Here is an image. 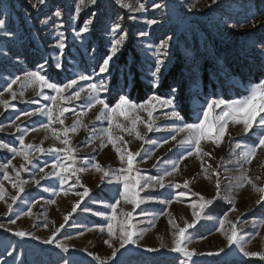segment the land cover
Masks as SVG:
<instances>
[{
    "label": "rangeland",
    "instance_id": "rangeland-1",
    "mask_svg": "<svg viewBox=\"0 0 264 264\" xmlns=\"http://www.w3.org/2000/svg\"><path fill=\"white\" fill-rule=\"evenodd\" d=\"M31 2L34 3L35 0H31ZM126 2L135 5L138 0H126ZM139 2L148 6L153 3V0H139ZM168 2L175 4L177 0H168ZM179 2L186 6H193L191 12H187L186 9L183 11L177 9L186 24L166 22L163 25L153 26L155 30L148 29L149 36L142 38L138 32L146 26L142 19L132 20L129 19L130 16L134 15L141 18L158 16L165 21H168V17L161 16L159 10L132 13L115 5V0H98L100 8L97 19L99 22L94 23L93 31L85 34L83 42H81L80 39H73L74 33L67 22L68 11L72 7L73 0H49V7L44 10V13H38L32 9L29 0H0V12L7 11L11 20V27L16 32L15 40H6L0 37V47H5L10 53L9 58H0V68L6 69V73L22 75L24 72L36 70L38 64L43 63L46 58L48 64L45 71L54 82L62 83L80 72L91 73L96 80L108 77L111 91L106 95L109 104H112V99L116 100L118 93H126L132 101L136 102L130 93L133 87V77L130 72L122 69L121 73H118L119 59L131 37L136 53L139 55L138 73L141 81L151 88L150 95L155 94L163 98L174 95L185 121L191 122L195 111L209 98H223L229 101L239 99L247 95L251 85L264 81V61L258 57L252 47L253 42L264 39V32L259 27L252 28L250 24L243 28H230L223 22L226 17L240 21L250 10L264 13V0H225V7L223 8H218L216 5L209 7L211 0H179ZM56 7H60L64 11L66 21L64 28L60 29L64 32L68 45L64 50V56L61 58L64 64L63 70L55 67L56 61L51 55L58 50L49 46L53 43L51 31L53 21H49L48 24L40 22L45 15H50ZM90 11V7H85L73 27H78L87 18ZM262 22H264V15L258 18L257 24ZM113 23H119L121 29L118 33L109 34L108 28ZM123 32L127 33V37L123 47L114 57L109 69L110 75L109 73L97 75L102 58L109 51L110 42L120 38ZM166 33L174 34L175 39L169 49V55L165 58V66L162 68L159 78V87H153L151 71L156 62V56L148 47V42L155 46ZM17 56L20 58L19 63H13L11 57ZM133 60L132 58L129 61L130 66H135ZM164 82L170 88L177 89V92L173 93L171 89L168 90L169 95H161L159 89ZM80 83L86 84L88 82L81 81ZM2 87L3 81L0 80V88ZM13 90L19 92V85H15ZM45 93L51 94L48 89H45ZM67 94L66 92L65 95ZM85 96L86 94H82L80 101H73L78 109L83 106ZM2 98L9 101L14 107H10L6 111L0 105V127H3V131L0 132V141L18 148V137L21 133L16 131V126L31 129L34 123L39 125L41 122H46L44 117L37 115L30 118L23 113L35 110L50 102L44 100L38 91L32 89H28L23 97L17 96L15 100H12L11 95L6 92L2 94ZM34 101H38V103ZM184 107L185 110H183ZM99 111L100 107L97 106L86 116L79 117L83 120V126L74 133L70 132L68 139L70 147L94 152L96 156L94 164L99 163L105 170L111 172L125 166L121 164L117 152V149L122 146L127 147L132 152H140V156L136 158L135 167L140 170L142 175L151 176H160L166 168L171 169L173 162L187 150L186 147L179 145L184 134L176 135L175 140H169L168 143L161 146L162 141L174 134L172 126L179 123L162 115L165 110L154 112V130L152 132H148L143 123L137 125V130L144 137L143 140L136 138L135 131H132L133 125L130 119L120 118L118 122L123 125L124 130L113 127L112 135L116 141L115 147L105 134V129L110 126L109 122L95 119ZM16 116L20 118L13 123ZM139 116L141 121L148 119L145 112H140ZM65 117L64 126L54 124L51 125V128L57 130L61 127L70 128L78 119L72 112L65 113ZM157 126L165 128V130L156 131ZM241 129V125L229 124V134L224 137L219 146L210 141L202 142L204 153H210V155L189 156L187 159L181 160L179 172L167 177L165 184H183L187 180L192 193H199L205 198L211 199L216 195L215 184L218 178L221 195L229 192L237 182L236 177L241 174L238 170L239 165L236 164L241 149L236 148V144L250 145L256 139L251 133L243 134ZM91 136L98 138L89 143ZM120 137H123V141L120 140ZM146 141L150 142L146 143ZM124 142H127L126 145ZM25 143H32L45 148L64 147L59 140L53 139L51 131H45L42 128L37 131H29ZM102 143L105 144L104 147L100 146ZM149 152L154 154L145 162H141V158L148 155ZM38 157V153L33 156V164L45 166V162H48L46 172L53 171L50 166L53 160L52 156ZM7 160H11V163L16 167L24 163L21 157L12 159L11 153L0 149V162H7ZM83 161L77 158L76 166L89 168L88 171L79 175L81 183L90 190V193L88 197L84 198L81 209L87 206L92 211L84 212L78 209L60 231L57 240H64L65 243L75 245L77 248H87L89 251L105 257L110 255L111 249L104 243L108 239L107 233H101L99 226L106 225L107 221L101 216L93 215V213L99 210L108 215L111 209L103 204L93 203V201L113 202L118 186L115 184L108 185L106 183L107 178L103 177L102 172L95 170L92 166L94 164L88 162L87 165H84ZM157 161H160L159 165L153 167ZM29 167L31 166L29 165ZM245 168L249 170L248 175L253 179L260 176L261 179L255 182L258 186H264V149L259 150L257 156L253 158L250 164L245 165ZM8 173L15 178L13 168L10 167ZM39 178L40 176L36 177V179ZM20 179L27 181L24 184V192L19 194L20 198L13 204V212L8 214L7 206L13 203L10 197L18 195V191L12 187L10 181L3 179V172H0V183L4 185L6 192L4 199L0 200V224H4L5 227L31 231L42 238L49 237L63 223L64 216L80 200V197L75 193L84 191L83 187L76 184L71 191L61 192L59 196H53L51 192H44L30 182L32 178L29 173H22ZM102 180L105 182L101 183ZM41 182L46 186L51 185L58 188L56 178ZM69 184H75V180L69 181ZM68 187L69 185L66 184L65 188ZM180 191H188V189H176L168 186L164 189L150 187L141 192V197L146 198L148 202L141 204V207L136 209V213H134L136 219L133 223L136 224L137 228L145 229L143 239L140 241L142 245L159 247L163 242L171 247L173 244V227L169 220H173L179 227H184L186 222L191 223L193 221L194 217L190 204L197 201L199 197L193 195L177 200L175 194ZM232 194L237 211H232L233 205L226 200L217 199L211 208L206 209V212L213 214L216 219L201 220L194 228L188 230L191 235V242L188 245L190 249L207 252L217 251L223 247L225 252H231V254L222 253L220 256L196 257L194 259L197 264H264V260H260L258 257H244L242 254L228 249L225 235L218 230V219L227 214L228 221L225 222L224 232L230 231L231 223L240 221L241 223H237L236 227L238 231L247 234L250 240L248 250L252 252L264 251V227H261V224L264 223V206L255 203L258 196L252 191L250 185L236 189ZM36 199H39L40 203H36L32 207V216H20L16 219V213L27 210L30 203H34ZM51 199H55L56 203H46ZM166 201H171V203H166ZM131 207V205L121 203L117 210L121 219L123 213L130 211ZM12 219H16L15 225L10 223ZM253 220L255 224L252 223ZM243 221H248V223H242ZM45 223L48 224L47 228L44 227ZM89 228L94 230L88 231ZM256 233L259 235H255ZM67 236H71L72 239H65ZM253 236L254 238H252ZM5 239L17 243V250L23 252V264H58L59 250L52 245H43L38 241L29 240L23 243L21 247L18 238L0 229V240ZM113 243L116 244L117 241L113 240ZM78 255L83 258L85 264H97L83 252L78 253ZM177 255L167 251L150 254L141 253L137 250L126 259L129 264H175ZM0 259L11 260V257H5L3 248H0Z\"/></svg>",
    "mask_w": 264,
    "mask_h": 264
},
{
    "label": "snow or ice",
    "instance_id": "snow-or-ice-1",
    "mask_svg": "<svg viewBox=\"0 0 264 264\" xmlns=\"http://www.w3.org/2000/svg\"><path fill=\"white\" fill-rule=\"evenodd\" d=\"M29 2L31 8L38 13H44V10L49 7V0H35L34 3L29 0ZM115 5H118L122 9H127L132 13H146L150 10H159L161 16L168 17V21H165L158 16L143 18L134 15L130 16L129 19L132 20L142 19L143 24L146 26V28L138 32V35L142 38L149 36L148 29L155 30L153 26L163 25L166 22H175L181 25L186 24V21L183 20L177 9L181 11L186 9L187 12H191L193 7L192 5L186 6L180 3L179 0H177V3L175 4L168 2V0H163V2L162 0H153V3L148 6L143 2H139V0L135 5L126 2V0H115ZM212 5H216L218 8H223L225 7V0H211V4L208 6L211 7ZM85 7L91 8L87 18L84 19L78 27H73L75 22L80 18ZM247 7L250 8V6ZM99 8L98 0H73L72 7L68 11L67 22L74 33V40L80 39L81 42H83L85 34L93 31L94 23L99 22L97 19ZM261 15H264V13L250 10L245 15L244 19L240 21H235L232 20L231 17H226L223 22L230 28H243L245 25L250 24L252 28L259 27L261 31L264 32V22L259 25L257 24V20ZM49 21H53L51 25L53 43L49 46L58 50L51 55L56 61L55 67L59 70H63L64 64L61 58L65 54V48L68 47L64 32L60 31V29L64 28V24L66 23L64 19V11L60 7H56L51 11L50 15H45L44 19L40 22L42 24H48ZM120 29L121 25L119 23H113L108 28V32L109 34L118 33ZM0 37L6 40L16 39V32L11 27V20L7 11L0 12ZM126 37L127 33L123 32L120 35V38H116L110 42L109 51L102 58L97 75L109 73L114 57L117 56L120 49L123 47ZM174 39V34L166 33L157 45L154 46L151 42H148V47L152 49L153 55L156 56V62L151 71V84L153 87H159V78L162 68L165 66V58L169 55V49L172 47ZM252 47L258 57L264 61V39L253 42ZM9 57L10 53L7 49L5 47H0V58ZM11 59L13 63H19L20 61L18 56L11 57ZM47 64L48 60L45 58L43 63L38 64L36 70L24 72L22 75L6 73V69L0 68V80L3 81V87L0 88V105H2L6 111L10 107H14V105H11L9 101L2 98L4 92L9 93L11 99L15 100L17 99V96L23 97L28 89H32L38 91V94L42 95L44 100L50 102L49 104H45L35 110L23 113V115L30 118L37 115L44 117L46 118V122H41L39 125L34 123L31 129L16 126V131L21 133L18 137V148L0 141V149H4L8 153H11L12 159L21 157L24 161L19 167L14 166L11 163V160L0 162V172H3V179L10 181L12 187L18 191V195L10 197L13 203L8 204L7 213L11 214L13 212V204H15L20 198L19 194L24 192V184L27 183V181L20 179L22 173H29L32 178L30 182L34 183L37 188L42 189L44 192H51L53 196H59L61 192L71 191L76 184L83 187L84 191L75 193L80 197V200H78L74 206H72L71 211L64 216L63 223H61V225L47 238L37 236L31 231L5 227L4 224H0V229L11 233L12 236L18 238V242H21V247L23 243L29 240L38 241L43 245H52L55 249L59 250L58 264H85L83 258L78 255V253L81 252L85 253L88 257H91L93 261L97 262V264H129L126 257L134 254L137 250L141 253L150 254L162 253V251L178 254L175 258V264H197L194 259L196 257L220 256L222 253L230 255L231 252H225V248L223 247L219 248L217 251L207 252L190 249L188 245L191 242V235L188 230L194 228L201 220L211 221L216 219L213 214L207 213L206 209L211 208L217 199L226 200L229 204L233 205L231 210L237 211L233 203L234 196L232 194L236 189L245 188L250 185L252 191L258 196L255 203L264 206V186H258L255 182L260 180L261 177L256 176L255 179H253L248 175L249 170L245 168V165L250 164L253 158L257 156L258 151L264 149V81L251 85L248 89L247 95H244L239 99L229 101L223 98H209L205 104L198 107L191 122H187L176 103L177 98L174 95L163 98L151 94L144 102L136 103L132 101L126 93H118L115 102L109 104L108 96L106 95L111 91L108 77L96 80L91 73L86 74L80 72L62 83H57L52 81L47 75L45 71ZM81 81H86L88 83L82 84L80 83ZM15 85H19V92L13 90ZM45 89L50 90L51 94L45 93ZM73 89H75V91H72ZM66 92L68 93L67 95H65ZM172 92H177V89L173 88ZM82 94H86L85 102L83 106L78 109L77 106L73 104V101H80ZM34 102L38 103V101ZM97 106L100 107V111L95 119L109 122L110 126L105 129V134L107 139L113 143L114 147L116 141L112 135L113 127L121 129L122 131L124 130L123 125L118 122L120 118H124L125 120L130 119L133 125L132 131H135L136 138L143 140L144 137L141 135L140 131L137 130V125L143 123L147 128V131L152 132L154 130V112L157 110H165L162 112V115L179 123L172 126L174 134L162 141L161 146H163L164 143H168L169 140H175L176 135L184 134V138L179 141V145L180 147H186L187 149L179 159L173 162L171 169L166 168L160 176L142 175L140 170L135 167L136 158L140 156V152H132L125 146L117 149L120 162L125 166L110 172L103 169L99 163L92 165L97 172H102L103 177L107 178L106 183L108 185L115 184L118 186L115 190V198L113 202L107 203L105 201H93V203H100L111 209V212L108 215L99 210L93 213V215L101 216L107 221L106 225L99 226V231L101 233H107L108 239H106L104 243L111 249L110 255L105 257H101L100 255L89 251L87 248H77L75 245L65 243L64 240H57L60 231L78 209L84 212L92 211L87 206L81 209V204L84 202V198L89 196L90 190L84 187L81 183V177L79 174L88 171L89 168L86 166H76L77 157L75 156V152L77 149L69 146L70 141L68 136L70 132L74 133L79 127L83 126V120L79 119V117L86 116L88 112L97 108ZM68 112H72L74 116L78 118L73 125L70 128L61 127L59 130L52 129L51 125L54 124L60 126L65 125V113ZM140 112H145L148 119L141 121L139 116ZM19 118V116H16L13 123H15V120H19ZM229 124L241 125V131L243 134L247 135L251 133L252 136L256 138L250 145L242 146L239 143L236 144V148L241 149V153L236 159V164L239 165L238 170L241 174L239 177H236L237 182L232 186L229 192L221 195L220 181L218 178L215 184L217 192L215 197L211 199L205 198L199 193H192L189 189V181L187 180H185L183 184H165V179L167 177H171L175 172H179V163L181 160L187 159L189 156L210 155V153H204L202 142L210 141L219 146L224 137L229 134ZM39 128H42L45 131H51L53 139L59 140L64 147L52 146L45 148L32 143H25V138L29 131H37ZM253 129H255V131H253ZM155 130L163 131L165 128L157 126ZM2 131L3 127H0V132ZM93 131L95 130L93 129ZM96 138L98 137L91 136L89 143ZM100 138L103 139L102 137ZM120 140L123 141V137H120ZM147 142L150 141H146V143ZM151 142L155 143L154 141ZM126 143L127 142H124L125 145ZM100 146L104 147L105 144L102 143ZM37 153L39 154L38 158L46 156L53 157L50 164L53 171L46 172L48 162H45V166L33 164L32 158ZM152 154L154 153L149 152L148 155L142 157L141 162H145L147 159L151 158ZM83 163L84 165L88 164L87 158H85ZM159 163L160 161H157V164L153 165V167H157ZM29 165L31 167H29ZM10 167L14 169L15 178L11 177L8 173ZM37 176H40V178L36 179ZM53 178L57 179L58 188L51 185L46 186L41 182L42 180ZM206 178L208 177L206 176ZM73 179L75 180V184H69V181ZM104 182V180L101 181V183ZM66 184L69 185L67 189L65 188ZM166 186L174 187L176 189H188V191L177 192L175 194L177 200L181 197H190L193 195L199 197L197 201L190 204L194 219L191 223L186 222L184 227H179V225L173 220H169V223L173 227V244L171 247L163 242L159 247L142 245L140 241L143 239L145 229L137 228L136 224L133 223L136 219V216L134 215L136 209L140 208L141 204L148 202L146 198L141 197V192L150 187L164 189ZM5 195L6 192L4 185L0 183V200H3ZM122 202L131 205L132 207L130 211L123 213V218L121 219L117 210ZM36 203H40V200L36 199L34 203H30L27 210L17 212L16 219L20 216L31 217V209ZM46 203L55 204L56 201L55 199H51L46 201ZM166 203L170 204L171 201H166ZM16 219H12L10 223L15 225ZM227 221V214L218 219V230L225 235L226 247L242 254L244 257H258L260 260H264V251L252 252L248 250L250 240L247 237V234L238 231L236 227L237 223H241L240 221L231 223L230 231L224 232L225 222ZM242 223H248V221H243ZM252 223L255 224V221L253 220ZM44 227L47 228L48 224L45 223ZM261 227H264V223L261 224ZM93 230V228L88 229V231ZM255 235H259V233H256ZM252 238H254V236ZM65 239L70 240L72 237L67 236ZM113 240L117 241V243L114 244ZM0 248H3L5 257H11L10 261L0 259V264H23V252L17 250V243H13L7 239L0 240Z\"/></svg>",
    "mask_w": 264,
    "mask_h": 264
},
{
    "label": "trees",
    "instance_id": "trees-1",
    "mask_svg": "<svg viewBox=\"0 0 264 264\" xmlns=\"http://www.w3.org/2000/svg\"><path fill=\"white\" fill-rule=\"evenodd\" d=\"M129 40L130 41H129L125 51L123 52L121 58L119 59L118 73L120 74L122 69L130 72L131 76L133 77V87H132V90L130 92L131 97L137 103H141V102H144L146 100V98L150 95L151 88L148 87L147 85H145V83H143L140 79V75L138 73V68H137V65L140 64L139 55L136 53V50H135V47L133 44V40L131 39V37ZM132 58L134 59L133 62H135V66L129 65V61L132 60ZM171 89L172 88H170V86H168L166 84V82H164L159 89V93L161 95H169V91ZM114 101L115 100L112 99L111 103H113ZM183 110H185V107L183 108Z\"/></svg>",
    "mask_w": 264,
    "mask_h": 264
},
{
    "label": "crops",
    "instance_id": "crops-1",
    "mask_svg": "<svg viewBox=\"0 0 264 264\" xmlns=\"http://www.w3.org/2000/svg\"><path fill=\"white\" fill-rule=\"evenodd\" d=\"M76 149H77V151L75 153V156L77 158H79L80 160H85V158H87L88 162H90L92 164L95 163L94 161L96 159V156H95L94 152H92V153L91 152H87V151L82 150V148H76ZM92 164H90V165H92Z\"/></svg>",
    "mask_w": 264,
    "mask_h": 264
}]
</instances>
